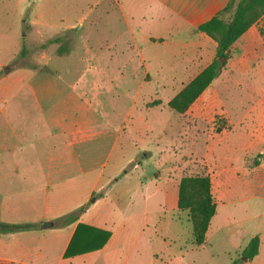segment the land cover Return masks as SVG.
<instances>
[{
  "label": "rangeland",
  "instance_id": "rangeland-1",
  "mask_svg": "<svg viewBox=\"0 0 264 264\" xmlns=\"http://www.w3.org/2000/svg\"><path fill=\"white\" fill-rule=\"evenodd\" d=\"M118 9L119 0H0V62L5 63L0 74L5 69L7 73L51 66L58 69L62 80L77 84L78 94L85 93L80 98L95 120L104 115L125 118L122 149L117 152L124 156L123 162L136 156L134 164L126 168L131 169L130 177L123 179L124 169L119 167L124 164L113 154L102 168L106 153L95 154L92 174L93 180L101 174L100 183L107 176L118 178L102 196L98 191L94 195L98 216H105L109 230L127 220L131 225L128 234L138 238L135 244H125V256L118 264H229L237 259L241 264H264V158L253 162L264 150L258 152L255 146L241 150L240 131L232 129L225 116L227 111L242 112L232 111L235 106L231 103L244 94L240 88L243 78L252 75L225 71L185 113H176L167 102L199 67L168 73L146 71L129 34L110 25ZM257 23L264 35V16ZM56 36L62 37L60 43L41 48ZM71 50L70 57L60 58ZM255 77L260 78L259 74ZM260 92L264 93L255 86L245 89L252 101ZM154 100L160 104L147 107ZM201 174L211 175L217 194L224 191L223 174H233L238 183H244L234 182L236 195L229 197L230 202H219L207 241L205 236L203 245L195 247L187 211H178L170 195L174 198L181 177ZM152 180L171 185L165 187L163 209L161 195L152 194ZM137 183H141L139 187ZM161 210L164 214L159 220ZM165 224L168 237L160 238ZM248 234L261 236L257 256L251 262L240 256L229 262L237 254L240 237Z\"/></svg>",
  "mask_w": 264,
  "mask_h": 264
},
{
  "label": "crops",
  "instance_id": "crops-1",
  "mask_svg": "<svg viewBox=\"0 0 264 264\" xmlns=\"http://www.w3.org/2000/svg\"><path fill=\"white\" fill-rule=\"evenodd\" d=\"M228 1L119 0L118 16L114 19L117 24L114 26L112 20L110 25L117 31L120 26L129 34L146 71L168 73L194 66L199 67L198 74L213 61L216 42L195 28ZM260 27V23L252 25L231 45L230 58L219 74L223 76L225 71L234 70L252 75L243 78L240 88L244 94L231 103L235 106L232 111L242 112L236 115L233 114L236 111H227L225 115L232 129L240 131L237 138L243 151L254 146L258 152L264 150V93L260 92L261 96L254 101L245 95V89L254 86L264 92V35ZM56 37L62 41L61 36ZM71 53L72 50L60 58L66 59ZM4 65L0 62V70ZM258 74L260 78L256 79ZM76 85L62 80L58 69L48 65L44 69L24 67L0 74V224L34 226L16 232L0 230V264H118L125 256V244H135L138 240L128 234L131 225L127 220L120 222L115 230H109L105 216H98L95 209L96 192L102 196L109 184L118 181L107 176L100 183V173L93 180L96 153H106L102 168L113 154V158L124 164L119 167L124 169L123 179L131 175V169L126 168L134 164L136 156L123 162L124 156L117 152L122 149L120 139L125 133V118L104 115L101 120H95L80 98L85 93L78 94ZM223 176L224 191L220 194L210 177L216 203L212 223L219 202H230L229 197L236 195L234 182L244 183H238L233 174ZM152 184V194L161 195L159 206L163 209L165 187L171 185L157 180H152ZM148 199L145 195L144 200ZM170 199L176 205L177 187L174 198L170 195ZM157 214L161 220L163 211ZM69 215L74 216V221L62 224V219ZM173 223L178 225L177 221ZM166 226L161 229L160 238L168 237ZM105 232L109 233L107 240L94 249L103 241ZM252 236L240 237L237 254L229 262L240 256ZM68 247L74 255L66 258Z\"/></svg>",
  "mask_w": 264,
  "mask_h": 264
},
{
  "label": "trees",
  "instance_id": "trees-1",
  "mask_svg": "<svg viewBox=\"0 0 264 264\" xmlns=\"http://www.w3.org/2000/svg\"><path fill=\"white\" fill-rule=\"evenodd\" d=\"M263 16L264 0H229L224 8L209 20L198 25L195 31L206 34L216 42L215 57L209 65L196 74L167 102V106L176 113H185L218 77L230 58L231 45ZM60 41L61 38L59 37L48 39L41 44V48ZM159 104V100H154L148 103L147 107ZM257 158H264V152L256 155V159L253 161L254 164L258 163ZM176 208L178 211H187V218L191 224L192 244L195 247H200L204 243L210 221L216 213V203L211 194L210 177L206 174L181 177L177 184ZM72 221H74V216L69 215L64 217L61 223L65 224ZM32 227L34 226L31 224H0V230L4 232H16ZM108 236L109 233L105 232L103 241L94 249L100 248ZM259 246L260 236L254 234L241 251L240 257L245 258L247 262H251L258 254ZM69 247L64 254L66 258L74 255ZM241 263L242 261L237 259L229 264Z\"/></svg>",
  "mask_w": 264,
  "mask_h": 264
},
{
  "label": "water",
  "instance_id": "water-1",
  "mask_svg": "<svg viewBox=\"0 0 264 264\" xmlns=\"http://www.w3.org/2000/svg\"><path fill=\"white\" fill-rule=\"evenodd\" d=\"M4 72H6V69L4 70ZM47 225H49V223H42V226H47ZM242 260H243V261H247V260H246L245 258H243V257H242Z\"/></svg>",
  "mask_w": 264,
  "mask_h": 264
}]
</instances>
